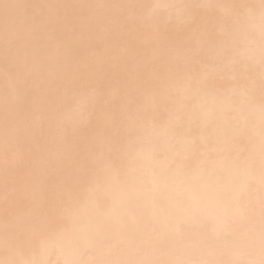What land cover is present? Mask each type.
<instances>
[{
	"label": "bare ground",
	"instance_id": "6f19581e",
	"mask_svg": "<svg viewBox=\"0 0 264 264\" xmlns=\"http://www.w3.org/2000/svg\"><path fill=\"white\" fill-rule=\"evenodd\" d=\"M260 2L0 0V261L260 264Z\"/></svg>",
	"mask_w": 264,
	"mask_h": 264
},
{
	"label": "snow or ice",
	"instance_id": "6c2138e0",
	"mask_svg": "<svg viewBox=\"0 0 264 264\" xmlns=\"http://www.w3.org/2000/svg\"><path fill=\"white\" fill-rule=\"evenodd\" d=\"M3 7L8 9L13 7L10 4L4 3ZM239 7L248 8V15L251 16V6L241 5ZM260 21H261V36H262V59H261V79L262 84H264V0L260 2ZM222 49L218 50V54H222ZM262 115H264V104H262ZM235 179L239 185L240 191L247 190L253 180V164L248 162L243 166H237L235 170ZM260 183L262 188V196L260 201V211H259V222L257 224L253 210L244 204H241L239 196L237 195L234 198L235 207L240 214V220L246 223V237L245 239L249 242L254 241L257 230L259 236V243L262 254H264V131L261 134V152H260ZM80 228L84 232H101V231H109L112 228V224L108 220L97 219L95 221H89L86 223H81ZM181 225H175V233L178 235L181 232ZM0 264H47V261L44 259H31L22 262L17 261H0ZM66 264H83L82 261L77 260H69ZM110 264H119V262H110ZM170 264H198V262L193 261H184V260H176L170 262ZM260 264H264V259L261 260Z\"/></svg>",
	"mask_w": 264,
	"mask_h": 264
}]
</instances>
